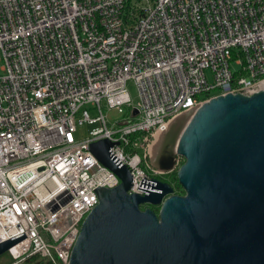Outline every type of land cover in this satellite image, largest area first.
I'll use <instances>...</instances> for the list:
<instances>
[{
    "label": "built area",
    "instance_id": "obj_1",
    "mask_svg": "<svg viewBox=\"0 0 264 264\" xmlns=\"http://www.w3.org/2000/svg\"><path fill=\"white\" fill-rule=\"evenodd\" d=\"M0 61V242L22 236L10 264H67L96 189L119 183L90 144L110 141L143 194L172 117L264 88V0H0Z\"/></svg>",
    "mask_w": 264,
    "mask_h": 264
},
{
    "label": "water",
    "instance_id": "obj_2",
    "mask_svg": "<svg viewBox=\"0 0 264 264\" xmlns=\"http://www.w3.org/2000/svg\"><path fill=\"white\" fill-rule=\"evenodd\" d=\"M111 145L90 151L119 183L96 189L67 264H264V88L218 95L191 115L176 146L183 194L154 177L129 193L131 174ZM20 239L0 242V254Z\"/></svg>",
    "mask_w": 264,
    "mask_h": 264
},
{
    "label": "rangeland",
    "instance_id": "obj_3",
    "mask_svg": "<svg viewBox=\"0 0 264 264\" xmlns=\"http://www.w3.org/2000/svg\"><path fill=\"white\" fill-rule=\"evenodd\" d=\"M2 65V62L0 61V67ZM239 69V66L235 65L233 62L231 63V70L232 71H237ZM0 74H1V70H0ZM208 78L210 80V75H209V72H208ZM126 89L129 93V96H130V99L133 103H136L138 101V94H137V91H136V88H135V85L133 83V81L129 80L127 81L126 83ZM83 109H87L88 112H89V115L92 116V117H95L96 116V112L94 109H92V106L87 103V104H84L77 112L76 114V117L79 116L80 112L83 110ZM106 108L104 107L103 105V112H105ZM123 113L125 115L128 114V111L126 108H123ZM108 117L111 119V120H114V119H120V115L114 111H109L107 113ZM91 126H89L88 124L84 123L82 126H78V134H81L82 136H85L88 132V130H90ZM180 129V128H179ZM179 129L177 130H172L169 135L165 138V140L171 136L172 139H175L176 140V136L178 135L179 133ZM165 140H164V143L162 145V149L160 150L159 152V155L158 157H156L153 161L154 165H156L159 169H165L166 172L169 171L171 169V171H169L168 173L166 174H170L172 172H175L174 171V168H176V171L177 169L179 168V166L183 163V158L180 157L179 158V161L178 163L176 164V167L174 165L175 161L173 158H175V156L173 155L172 153V145L168 146H164L165 144ZM174 140V141H175ZM178 142V141H177ZM177 145V143H176ZM174 146V145H173ZM176 146L173 148L175 149ZM164 174H161V175H152L151 177H154V178H158L162 181H167V180H164V178L166 179V176ZM164 176V178H163ZM169 178V177H168ZM173 186V185H172ZM11 263V258L10 256L4 252L2 254H0V264H10Z\"/></svg>",
    "mask_w": 264,
    "mask_h": 264
},
{
    "label": "bare ground",
    "instance_id": "obj_4",
    "mask_svg": "<svg viewBox=\"0 0 264 264\" xmlns=\"http://www.w3.org/2000/svg\"><path fill=\"white\" fill-rule=\"evenodd\" d=\"M191 115H187V114H178L175 115L174 117H172L169 120V123L167 124V129L164 132H158L155 136V139L153 140V142L150 144L149 146V155H150V159L153 162L154 159L156 157H158L160 150L162 149V145L163 142L165 140V138L169 135V133L172 130H177L179 129V133L176 136V140L174 141L172 146V149L177 146L176 143L184 129V127L187 125V123L190 120ZM175 149H173V151H175Z\"/></svg>",
    "mask_w": 264,
    "mask_h": 264
},
{
    "label": "trees",
    "instance_id": "obj_5",
    "mask_svg": "<svg viewBox=\"0 0 264 264\" xmlns=\"http://www.w3.org/2000/svg\"><path fill=\"white\" fill-rule=\"evenodd\" d=\"M174 171L175 172H172L170 174H165L164 176H166V179L164 178V176H163V178H164V180H167V182H169L171 185H173L172 187H173V193L174 194H183V190L181 189V187L177 183L176 170H174ZM147 206L150 207L152 210H154L157 213L158 206L144 205V206H141V209H143ZM19 264H51V263L49 261L35 255V256H31V257L25 259L23 262H21Z\"/></svg>",
    "mask_w": 264,
    "mask_h": 264
}]
</instances>
